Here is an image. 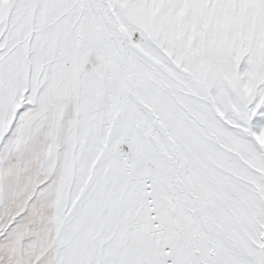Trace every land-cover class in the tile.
I'll return each mask as SVG.
<instances>
[{
  "label": "snow or ice",
  "instance_id": "obj_1",
  "mask_svg": "<svg viewBox=\"0 0 264 264\" xmlns=\"http://www.w3.org/2000/svg\"><path fill=\"white\" fill-rule=\"evenodd\" d=\"M0 264H264V0H0Z\"/></svg>",
  "mask_w": 264,
  "mask_h": 264
}]
</instances>
